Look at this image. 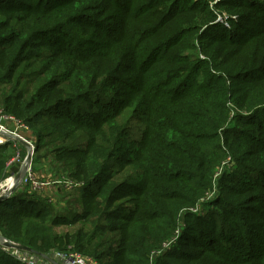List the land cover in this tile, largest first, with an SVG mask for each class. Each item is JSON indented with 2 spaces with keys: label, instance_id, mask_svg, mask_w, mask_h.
I'll list each match as a JSON object with an SVG mask.
<instances>
[{
  "label": "rangeland",
  "instance_id": "rangeland-1",
  "mask_svg": "<svg viewBox=\"0 0 264 264\" xmlns=\"http://www.w3.org/2000/svg\"><path fill=\"white\" fill-rule=\"evenodd\" d=\"M73 1L8 0L0 9L7 6L12 11L31 6L56 9ZM158 1L80 0L79 5L86 3L88 8L72 11L76 16L70 26H57L40 37L31 38L35 44L16 62L9 81L12 86L0 83V111L5 110L8 95L23 97L31 104L37 96L45 97L47 91L58 89L67 95L55 101L54 106H44L46 108L38 113H43L36 122L38 128L28 125V136L34 137L31 142L35 150L32 161L28 159L26 172L31 169L29 173L38 178L64 177L79 186L72 189L58 186L59 192H52L53 187L33 191L29 186L18 184L10 198L35 196L43 201V206L48 205L47 213L36 223L43 225L48 235L75 243L83 256H87L85 258L93 253L96 261L88 258L87 264H262L264 111L261 109L264 104L250 111L228 99L230 113L217 141L222 143L227 139L225 132L240 133L242 139L250 142L242 151L253 150L256 156H251L253 152H250L247 158H240L244 163L240 164L234 155L238 152L232 147L233 155L229 153L222 160L206 189V182L195 174L196 169L175 172L164 166L165 159L178 158L179 154L174 152L175 148L168 151L160 143L164 137L161 131L151 141L149 114L141 113L136 107L143 95L135 93L143 90L147 70L159 63L157 61L170 59L173 64L168 69L175 68L179 81L185 83L181 93L192 91L200 82L223 78L228 95L235 100L247 79L264 77V0H257L253 8L241 3L234 7L235 0ZM157 2L160 5L163 2L166 10L164 6L157 7ZM198 6L206 9L210 16L205 25L189 36L187 48L180 51L169 47L165 53L158 40L143 42L141 45L145 48L140 54L139 43L135 45L128 39V29L122 21L129 8L132 17L134 12H153L143 16L153 25L160 19L155 11L168 18V15ZM75 8L74 5L69 7ZM66 11L65 8V14ZM8 17V14L1 15L0 22ZM213 25H216L215 30L208 34V27ZM148 27L149 23H145L144 28ZM6 33V30L0 31V40L8 39ZM185 39L177 37L169 45ZM119 41L125 45V55H131L130 58H124L123 50H115L113 45ZM253 55L258 57L252 66ZM160 76L163 78L162 73ZM41 106H35L32 113L38 112ZM48 109L52 110L43 112ZM107 114L112 116L107 117ZM8 115L18 117L12 106ZM181 131L178 128V132ZM103 140L108 142L102 144ZM13 143L0 150V162L4 165L0 186L9 179L15 180L27 156L24 146ZM37 148L42 149L41 153L55 150L64 154L67 156L64 166L49 167L48 161L36 171ZM19 151L21 163L8 166ZM85 153L91 154L92 159H100L98 171L86 175L93 176L90 184L80 178L85 168L75 164ZM179 179L187 181L186 186L174 187L172 181L183 183ZM102 188L104 191L98 197V190ZM47 195L51 198L45 197ZM184 196L191 200H184ZM219 200L225 204H218ZM243 202H251V206H240ZM29 213L32 211L26 215ZM232 223H246L247 228L233 231ZM0 236V242L21 245L3 237L1 232ZM7 251L0 243V264H22L15 258L14 248ZM53 251L57 250L45 253ZM6 255L9 260L4 262Z\"/></svg>",
  "mask_w": 264,
  "mask_h": 264
},
{
  "label": "trees",
  "instance_id": "trees-1",
  "mask_svg": "<svg viewBox=\"0 0 264 264\" xmlns=\"http://www.w3.org/2000/svg\"><path fill=\"white\" fill-rule=\"evenodd\" d=\"M160 1L161 0L158 2ZM167 1L170 0H165L164 2ZM256 1L257 0H235L234 7H237L241 3L250 4V8H253V4ZM7 2L8 0H0V5L6 4ZM79 2L80 0H74L66 6L56 9H40L32 6L22 11L9 10V6L0 9V16L9 15L6 21L0 22V31L6 30L8 36L6 41L0 40V83L5 82L6 86H12V83H9V81L13 78L12 73L15 69L16 62L20 59L21 55L32 46L31 44H35L32 43L31 38L40 37L44 32L54 30L57 26H70V24L73 23V16H76V13L72 14L71 12L82 7L88 8L86 3L80 6ZM158 2L156 6H164L166 10L164 3L161 2L162 4L160 5ZM71 5H74L76 8L69 9ZM65 8L67 10L66 14L64 13ZM130 13L131 8L122 16V21H125V26L128 29V39L131 38L130 40L135 42V45L139 43L137 48L140 54H142L145 48L141 44L148 41L157 42L161 40L160 44H163L162 46H164L163 50L165 53L168 52L166 49L169 47L172 51H180L183 48H187L189 36L200 29L199 26L205 25L204 23L208 20V16H210V13H208L206 9H201L200 6L196 8L191 7L179 13L168 15V18L166 15L155 11V14L158 15L160 19L154 21L153 25H151L152 23L146 20V18H143V16L146 13H149V15L154 14L153 12L149 10L143 11L142 13L134 12V17H132ZM145 23H149L148 28H144ZM206 25L208 24L206 23ZM215 28L216 25L209 26L208 34H212V30H215ZM151 29L154 30L155 33L152 34L150 31ZM130 31H132V37H130ZM203 34L205 37L207 36L206 33ZM180 36L186 37V39L182 42L169 45ZM191 39V41H193V38ZM113 46L116 51L123 50V55L127 54L125 45H123L121 41L114 43ZM215 55L216 54L213 56ZM258 55H253L250 65L253 66ZM139 56L140 58H144L142 55ZM130 57L131 55H125L124 58ZM226 57H228V55H226ZM109 60L111 61V56H109ZM157 62L159 63L154 65L151 70L146 71L148 76L143 90H138L135 94L139 95L142 93L143 95V97L138 100L136 107L141 113L149 114L148 133L153 134V137L151 136V141L154 140L155 135H159V131H161L164 137L160 139V143L164 145L168 151H173L175 148L174 152L177 151L179 154L178 158L172 160L165 159V161H163L165 163L164 166H168L175 172L180 170L187 171L189 168L196 169L197 172L195 174L199 175L200 180L206 182L207 189L215 169H217L219 164L229 153L230 155L233 153L232 147H235L238 152V155L234 154L237 157H235L237 162L241 160L240 158L242 156L243 158H245V156L247 158L250 152H253L251 156H256V152L253 150L247 149L242 151L244 145L250 142L247 141V139H242L240 133L225 132L224 136H226L227 139H224L222 143H218V141H220V135H222L220 131L224 128L228 114L230 113L227 105L228 99L238 104V106L247 107L250 111H253L252 108L262 106L264 104V77L255 76L247 79L244 89H242L239 97L235 100L233 96L230 94L228 95L226 80L223 78H219L213 82H200L198 87L192 91L181 93L180 90H184L182 88L185 83L179 81L175 68L168 69V66L173 64L170 62V59ZM161 73L163 74V78L160 76ZM251 74H254V72ZM178 81L179 83H177ZM65 82L68 83L69 81ZM11 91L12 95H14L16 92L15 87H13ZM47 93L45 97L44 95L37 96L34 99V104L25 102L23 97H11V95H8V97H5V110L3 112L8 115L12 106L13 112L21 118L20 121L36 128L37 120L43 115V113L41 115H38V113L46 108L44 106H54L55 101H60L67 96L61 94L58 89L47 91ZM8 103L12 105L8 106ZM71 104L70 102L68 108L71 107ZM37 105L42 106L39 108L38 112L32 113L33 108ZM263 108L261 112L264 111ZM52 109L43 112L46 113ZM106 116L111 117L112 114H107ZM18 117L15 116V118L19 120ZM178 128H181L183 131L179 133ZM167 137L176 140L170 141ZM101 142L102 144H106L108 140H103ZM156 142H158V139ZM5 147H0V150H4ZM41 150H39V148L36 149V159L34 160L36 171L42 168V161L45 158L49 159V167L64 166L65 162L63 160L67 156L55 150L49 151V153H41ZM92 158L93 156L91 154L85 153L77 163H75L79 168H85L80 178L86 180L84 182L88 184H90L93 176L86 177V175L90 172H97L98 170L96 171V169H98V164L100 162V159L97 160V158ZM256 161H259V159H256ZM239 163L244 164L242 161ZM3 168L4 165L1 161V174L4 172ZM72 174L75 175L74 171ZM179 181L183 180L179 179ZM184 182L187 181H183V183L179 184L172 181V184L174 187H182L186 186ZM103 191V188L100 192L98 190V197ZM184 198H186L184 200L188 202L191 200L185 196ZM42 202L43 201L37 199L35 196L29 195L21 196L16 199L9 198L7 201L0 202V232L3 237L8 240L19 242L21 245L32 249L41 256H49L55 252L45 253L48 250H57L56 252L62 253L74 251L82 254V251L76 247L77 245L75 243L62 242L61 238L48 235L47 229L44 228L43 225L36 223L41 220V216L47 213L45 208H47L48 205L43 206L45 204ZM217 203L225 204V202L221 200L217 201ZM240 206L248 208L251 206V202H243ZM39 209L42 211L38 214L35 213L39 212ZM29 211H32V214L29 213V215H26ZM242 227L247 228V224L234 225L232 223L233 231L239 230ZM90 255L91 256L88 258L96 261V259L93 258L94 254L92 253ZM7 260H9V257L7 255L3 256L2 261L5 262ZM262 264H264V259H262Z\"/></svg>",
  "mask_w": 264,
  "mask_h": 264
},
{
  "label": "built area",
  "instance_id": "built-area-1",
  "mask_svg": "<svg viewBox=\"0 0 264 264\" xmlns=\"http://www.w3.org/2000/svg\"><path fill=\"white\" fill-rule=\"evenodd\" d=\"M30 129L28 125L18 120L14 116L4 115L3 111H0V147H5L8 144L13 143L15 146L22 145L26 149L27 156L22 163V168L24 169L28 164V155L29 153L34 154L35 145L31 142L34 137L28 136ZM18 139L22 140L29 147H26ZM18 148V147H17ZM15 163H21L20 151L9 163L8 166ZM31 169L25 172V175L20 179L19 186L25 185L29 186L33 191H40L47 189L49 187H58L63 186L66 189H72L78 187L79 184H76L70 179L59 178L53 179L52 177L38 178L30 172ZM3 245V248L6 252L7 249L11 248L6 246V241L0 242ZM15 258L19 260L22 264H87L90 261L88 258H85L82 254L74 251L62 253V252H53L49 256H41L31 252L20 251L14 249Z\"/></svg>",
  "mask_w": 264,
  "mask_h": 264
},
{
  "label": "water",
  "instance_id": "water-1",
  "mask_svg": "<svg viewBox=\"0 0 264 264\" xmlns=\"http://www.w3.org/2000/svg\"><path fill=\"white\" fill-rule=\"evenodd\" d=\"M21 143H23L26 147H29L28 144H26L25 142H23L22 140L18 139ZM33 153H29L28 155V159L32 161V157H33ZM26 168L25 167L24 169H21L19 171V173L16 175L15 177V181L17 183V185L8 193H6L5 195H2L0 197V202L2 201H5V200H8L10 198V196L16 191V189L18 188V184H19V181L20 179L25 175V172H26ZM0 239H2V237L0 236ZM7 247L9 248H14V249H18V250H23V251H27V252H33V253H36L35 251H33L32 249L24 246V245H18V244H15V243H12L10 241L6 242L5 243ZM36 254H39V253H36Z\"/></svg>",
  "mask_w": 264,
  "mask_h": 264
},
{
  "label": "bare ground",
  "instance_id": "bare-ground-1",
  "mask_svg": "<svg viewBox=\"0 0 264 264\" xmlns=\"http://www.w3.org/2000/svg\"><path fill=\"white\" fill-rule=\"evenodd\" d=\"M16 185H17V183L15 180L9 179V180L5 181V183L0 186V192H4L0 196L10 192ZM8 186H9V189H8Z\"/></svg>",
  "mask_w": 264,
  "mask_h": 264
},
{
  "label": "crops",
  "instance_id": "crops-1",
  "mask_svg": "<svg viewBox=\"0 0 264 264\" xmlns=\"http://www.w3.org/2000/svg\"><path fill=\"white\" fill-rule=\"evenodd\" d=\"M48 158H45V159H43V161H42V166L45 164V162L47 163L48 162ZM50 189H51V187H49ZM49 188H47V190L49 189ZM52 192H59V187H53V189H52ZM39 196H41L40 194H39ZM44 196V195H43ZM43 196H41V197H43ZM38 197V196H37ZM45 197H48V198H51L50 196H45ZM90 264H95V263H93V262H91Z\"/></svg>",
  "mask_w": 264,
  "mask_h": 264
}]
</instances>
